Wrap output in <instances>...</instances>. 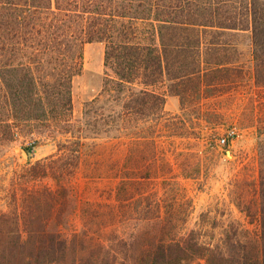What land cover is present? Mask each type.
Returning <instances> with one entry per match:
<instances>
[{"label":"trees","instance_id":"obj_1","mask_svg":"<svg viewBox=\"0 0 264 264\" xmlns=\"http://www.w3.org/2000/svg\"><path fill=\"white\" fill-rule=\"evenodd\" d=\"M239 31L251 32L248 79L227 38ZM94 40L114 75L91 102L111 105L83 122L72 83ZM247 85L264 89V0H0V143L24 130L54 141L50 154L33 160L28 147L26 162L0 174V264H264V192L260 209H240L259 220L257 238L233 219L206 240L213 216L188 228L182 181L202 175L213 148L216 115L202 101ZM255 134L259 148L264 131ZM79 171L115 184L78 207ZM258 181L263 189L261 168Z\"/></svg>","mask_w":264,"mask_h":264},{"label":"rangeland","instance_id":"obj_2","mask_svg":"<svg viewBox=\"0 0 264 264\" xmlns=\"http://www.w3.org/2000/svg\"><path fill=\"white\" fill-rule=\"evenodd\" d=\"M227 38L237 44V51L232 56L242 63L246 73L245 79H248L254 64L251 32L239 31ZM105 48L104 41L87 42L83 48V68L73 79V117L83 122L89 117L85 111H94L96 106L105 103L108 98L106 96L96 102H91V99L100 92L105 81L114 75L111 67L105 64ZM241 88V93L235 92L227 97L211 99V106L216 108L215 113H217L212 117L217 122L213 135V148L201 154L204 158L202 175L197 179L182 180L193 198L194 207L187 223L188 228L198 225L202 212L210 211V216H213L208 217L209 219L206 217L208 220L205 219L202 222L204 226H209L201 231L206 240H217L218 228L222 224L230 223L233 219L239 220L241 228L245 229L252 238H257L260 231L259 220L250 221L240 209L244 207L255 211L262 206L259 196L264 192V188L255 187L251 181L256 179L258 184L259 168L264 170V144L257 148L255 134L259 126L264 131V89L256 92L248 85ZM176 102L178 101L170 97L167 107L174 108ZM105 104L109 106L111 102ZM91 114V116L94 115L93 112ZM251 123L254 125L243 128V125ZM87 128L91 130V126ZM232 130L235 133L230 134ZM221 136L226 137L225 144L217 140ZM28 147H32V159L35 160L50 154L54 150V141L47 135L41 137L24 130L16 136L14 141L0 143V174L10 173L19 164L26 162L31 154L28 153L27 159L23 158L21 149L26 150ZM258 149H260V154ZM72 184L76 190V203L79 207L84 201L99 200L101 192L113 188L115 181L106 177L85 176L83 171H79L73 177ZM255 188H258L257 193H255ZM240 195L242 198L238 199ZM256 197H258L257 202ZM235 200H241L240 208ZM1 205L0 200V208ZM70 227L80 229L81 220L78 211ZM109 233L110 230H107V234ZM247 238L245 236L243 239Z\"/></svg>","mask_w":264,"mask_h":264},{"label":"crops","instance_id":"obj_3","mask_svg":"<svg viewBox=\"0 0 264 264\" xmlns=\"http://www.w3.org/2000/svg\"><path fill=\"white\" fill-rule=\"evenodd\" d=\"M229 95H233L232 94V92H226V93H224V94H215V95H213V96H211V97H209V98H207V99H204L202 102L204 103V107H206V108H208L211 112H213V114L214 115H216L217 113H215L216 111V108H214L213 106H211V99L212 98H214V97H218V98H223V97H227V96H229ZM170 98V97H169ZM168 98V99H169ZM171 98H173V97H171ZM168 99H167V103H166V109H168V110H170V111H177L178 110V102H176V105L174 106V108H172V109H169L168 107H167V104H168ZM173 99H175V101H178V100H176V98H173ZM250 126H253V125H243V128H245V127H250Z\"/></svg>","mask_w":264,"mask_h":264},{"label":"built area","instance_id":"obj_4","mask_svg":"<svg viewBox=\"0 0 264 264\" xmlns=\"http://www.w3.org/2000/svg\"><path fill=\"white\" fill-rule=\"evenodd\" d=\"M233 133H235L234 130H232V131L230 132V134H233ZM217 140H218L220 143L225 144V142H226V137H225V136H221V137H219ZM32 152H33V149H32Z\"/></svg>","mask_w":264,"mask_h":264},{"label":"water","instance_id":"obj_5","mask_svg":"<svg viewBox=\"0 0 264 264\" xmlns=\"http://www.w3.org/2000/svg\"><path fill=\"white\" fill-rule=\"evenodd\" d=\"M229 153V151H227ZM21 156L23 158H28V152L25 149H21Z\"/></svg>","mask_w":264,"mask_h":264}]
</instances>
